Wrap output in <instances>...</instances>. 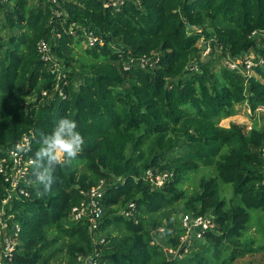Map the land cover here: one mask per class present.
I'll use <instances>...</instances> for the list:
<instances>
[{
    "label": "trees",
    "instance_id": "obj_1",
    "mask_svg": "<svg viewBox=\"0 0 264 264\" xmlns=\"http://www.w3.org/2000/svg\"><path fill=\"white\" fill-rule=\"evenodd\" d=\"M8 1L14 3L4 10L0 31L17 34L0 36V161L25 135L32 156L40 133L61 117L75 120L85 139L71 166L57 167L43 198L35 195L31 170L28 197L11 209L21 230L10 264H50L61 255L64 264H79L78 255L93 251L99 264H233L255 252L244 235L248 210L264 220V115L261 127L250 130L219 122L234 116L237 105L253 116L264 107V70L245 78L222 65L226 56H264L258 44L264 0H122L116 7L112 0ZM84 31L98 40L77 53ZM41 41L62 71L80 69L76 88L67 70L56 81L41 60ZM143 57L157 61L142 68L137 60ZM217 59L221 65L213 71ZM202 167L215 175L201 176L188 195L184 185ZM150 168L172 177L153 188L144 178ZM99 181L106 185L97 228L102 242L94 244L88 224L73 222L70 212ZM220 182L231 186L230 200L220 196ZM7 188L0 174V202ZM179 202L184 213L212 216L218 230L193 241L189 255L169 259L151 244L152 231L164 228L177 246L173 206ZM129 203L136 224L121 214Z\"/></svg>",
    "mask_w": 264,
    "mask_h": 264
},
{
    "label": "built area",
    "instance_id": "obj_2",
    "mask_svg": "<svg viewBox=\"0 0 264 264\" xmlns=\"http://www.w3.org/2000/svg\"><path fill=\"white\" fill-rule=\"evenodd\" d=\"M8 0H0V4H5ZM52 6L57 4V0H47ZM122 0H112V6L116 7ZM56 15H59L54 9ZM85 34V47H91L98 40L93 32H83ZM38 52L41 56V60L48 63L49 71L55 76L58 82L63 76V71L59 61L52 56L49 45L43 41L38 43ZM209 52L206 48L204 56ZM151 58H139L137 65L144 68L146 66H154L157 59L150 62ZM130 60V63H133ZM222 65L235 72L242 77H250L255 74L256 69L264 70V56H259L250 52L244 53L237 57L226 56L222 60ZM130 66L125 65L127 70ZM58 88V87H57ZM58 90V89H56ZM46 95V93H43ZM58 96L65 99L63 91L59 90ZM251 127L248 128L250 130ZM21 145L25 149L31 147V136H23L15 145L7 149L5 157L0 161V174L3 176L5 182L8 183L6 189V197L0 202V264H10L14 258V252L18 245V238L20 234V224L15 220L14 214L11 212L13 203L15 200L28 197V191L26 189L28 175L32 170L30 164L29 151H18L16 146ZM261 154L264 155V145L261 148ZM172 177V173L158 172L155 169H147L144 178L150 182L153 188H162L164 184ZM264 183V181L262 182ZM105 182L99 181L96 186L89 189L82 194L84 199L76 206L72 207L70 212V218L73 222H86L88 224V231L94 244L98 241L102 242L98 237L97 228L103 216V206L101 201L105 192ZM121 214L127 219L132 220L135 224L137 219L135 217V204L129 203ZM179 228L181 234L178 237L177 246H173L170 243L169 238L165 235L164 228H157L152 231V234H158L161 239L165 241V244L157 243L155 239L151 244H159L163 247V250L169 259H181L184 256L189 255L192 248V242L202 240L204 234L207 232L217 233L218 226L214 221V218L209 215H196L193 212H185L181 214L179 218ZM96 236V239L93 238ZM154 238L155 235H154ZM98 254L92 252L89 255H78L77 262L79 264H99L97 260Z\"/></svg>",
    "mask_w": 264,
    "mask_h": 264
},
{
    "label": "rangeland",
    "instance_id": "obj_3",
    "mask_svg": "<svg viewBox=\"0 0 264 264\" xmlns=\"http://www.w3.org/2000/svg\"><path fill=\"white\" fill-rule=\"evenodd\" d=\"M31 4H36V0H29ZM13 1L9 2L7 1L5 4H1L0 7V24L3 22V16H4V10L7 8H12L13 6ZM72 31V28H71ZM73 32V31H72ZM11 34H17L16 31H9V30H3L0 31V36H2L3 39H7ZM85 34L82 35V40H81V45L80 48H76L75 52L81 53L82 48H87L85 47ZM258 44L259 45H264V33L260 35V38L258 39ZM199 46L201 45V42L198 44ZM82 46V47H81ZM201 46H204L202 44ZM251 53H253L251 51ZM254 54V53H253ZM76 59L81 58V55H76ZM207 60V58H206ZM61 64V61H59ZM221 65L220 60H215L211 64V70H219ZM63 71H68L69 73L72 72L74 75H72V81L74 88L77 87L79 84V76H80V69L76 66L73 65L72 67L66 69L63 67ZM255 73V72H254ZM235 115L231 116L229 118L222 119L219 122V125L224 128H228L231 123L243 126L245 130H248L249 127L252 126H257L261 127L262 124V115H264V107H260L256 110L254 116L251 114L249 109L245 104L242 105H237L235 106ZM264 172V168H263ZM214 176V171L212 168H200L197 172L193 173L191 176H189L186 184L184 185V189H186V192L188 195H190L197 187V180L201 176ZM117 182V180H115ZM220 196L224 198L225 200H230L232 197V188L228 184H223L220 182ZM173 209L176 211L173 213V220L174 224L176 223V228H179V218L181 214H184V205L182 202H179L173 206ZM248 213L250 214V224H249V229L247 230L246 234L244 235V239H252L254 241V244L252 245L253 248H255V252H252L249 255H245L244 257H241L237 259L233 264H264V220L262 218V214L259 211L255 210H248ZM145 224L149 227H151V220L146 219ZM166 225V221H162V227ZM156 238L157 243L165 244V241L161 239V236L158 234H154ZM94 240L96 239V236L93 238ZM64 255H61L59 258L53 259L50 261V264H64Z\"/></svg>",
    "mask_w": 264,
    "mask_h": 264
},
{
    "label": "clouds",
    "instance_id": "obj_4",
    "mask_svg": "<svg viewBox=\"0 0 264 264\" xmlns=\"http://www.w3.org/2000/svg\"><path fill=\"white\" fill-rule=\"evenodd\" d=\"M38 149L30 157L32 180L38 199L51 192L55 182L57 167H69L81 153L85 139L78 130L77 122L68 117H61L48 133L41 132L37 141ZM18 151H31L21 145Z\"/></svg>",
    "mask_w": 264,
    "mask_h": 264
}]
</instances>
